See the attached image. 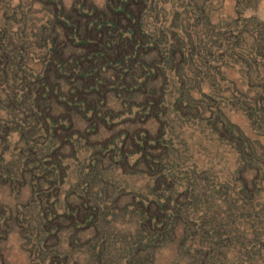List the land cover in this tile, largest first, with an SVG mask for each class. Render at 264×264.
<instances>
[{
	"label": "rangeland",
	"instance_id": "374dc122",
	"mask_svg": "<svg viewBox=\"0 0 264 264\" xmlns=\"http://www.w3.org/2000/svg\"><path fill=\"white\" fill-rule=\"evenodd\" d=\"M121 1L0 0V264H264V0H128L173 38L170 69L141 65L150 37L76 89L73 39ZM121 22L106 53L146 32ZM256 31L258 55L237 41Z\"/></svg>",
	"mask_w": 264,
	"mask_h": 264
},
{
	"label": "trees",
	"instance_id": "16d2710c",
	"mask_svg": "<svg viewBox=\"0 0 264 264\" xmlns=\"http://www.w3.org/2000/svg\"><path fill=\"white\" fill-rule=\"evenodd\" d=\"M119 8L114 12V17L112 20L110 19H106V21H103L101 24L97 23L94 27H91V29H87L86 33L84 36L83 35H78L76 38L73 39L72 43H75V48H81L84 49L86 52L85 53H81L79 55H76V50H72L71 51V59L74 58L75 63L71 64L72 66V72L69 78H73L76 86V89H78L80 86H83V89H86V85H90L92 82V79L97 80V78L99 77L98 74L101 73V69L103 68H98V72L97 73H92V69H94L95 67H97V65H95V61H97V57H103L104 59H108L109 56L112 57L111 55L115 56V61H119L122 63H125L126 61H130L131 57L133 55H135L136 53L139 52V50H141L143 48V45H145V43H150L149 38L152 37L151 39H155L153 42V47H149L147 52H144L142 55H152V53L154 51H156V55L157 57H155V61L151 62V64H149V62L146 64L145 62H142L141 65H143L144 67H147L150 70V74L151 76H153V73L151 72V70L153 69V67L155 68V65H157L159 63V65H161V67L163 68L164 72L166 73L167 69H170L171 67V62L173 59L176 58V53L178 51H176L174 44H170L173 43V38H170V40L168 41V39L166 38V36L164 34L157 36L153 31L148 30L147 28L144 27L143 25V21L138 19L139 16L135 17L133 16V10L128 6L129 5V1L128 0H122L119 4ZM139 7H142L141 5H139ZM143 11V9L141 8L138 13H141ZM140 15V14H139ZM122 16L127 18L130 17V21H134L136 22L138 25H142L143 26V32L139 31L138 29H135V27H132L131 30L128 32V35H126L125 37L122 36V34H119L118 36V40H117V46L114 48V53H106L107 49L110 46L111 40H114L112 38V36L110 34H108V24H113V22H116L120 27H123V24L121 22L122 20ZM133 25V24H132ZM101 33V37H98L97 34ZM144 34V35H142ZM145 37L144 40L141 42H138V40L140 39L139 37ZM157 37V38H155ZM180 38L184 40V37L180 36ZM260 37L257 35V31L255 32V34H251V33H243L241 35H239L238 40L237 41H241L242 44L247 45L248 47L251 48V50L253 51V53L256 54V50L255 46H257L258 42H260ZM96 43V44H95ZM183 43V44H182ZM162 44H166L165 48H162ZM185 44V42L181 41V47H184L183 45ZM168 45V46H167ZM67 47V45H65ZM94 46L93 50H87V48ZM155 46V47H154ZM66 47L64 48H60L58 49V51L55 50V47H52L51 49H53V51H55V53L58 55V58H56V65L59 66H63L64 65V69L68 70V61L66 59H63L64 53L66 54ZM137 48V49H136ZM116 51L119 52V54H116ZM252 51L249 52V54H252ZM179 52H181L182 54V50L180 49ZM105 54H109V55H105ZM258 55V52L257 54ZM161 57V61L162 63H160L161 61H157L158 58ZM153 60V57H151ZM63 59V60H62ZM117 59V60H116ZM144 60H146L147 58L144 57ZM256 58L253 57V59L251 60H244V62H242L241 64V68H240V72H242V74L244 76L248 75V79H253L256 76H254V72L250 71L249 69H252V66L254 63H256ZM174 62V60H173ZM183 63H181L182 65ZM84 65H88L87 68L89 67L91 69V71L88 70H83V66ZM78 68V73L75 72L76 67ZM184 66V65H182ZM86 68V69H87ZM182 69V67H179L178 71ZM58 70V69H57ZM66 70V72L68 73V71ZM97 70V69H96ZM94 71V70H93ZM92 74V76H90ZM128 74H130L131 78L135 75H133V72H127L125 74V76L127 77ZM133 75V76H132ZM89 80V81H88ZM127 79H123L122 81H125ZM109 79L108 76H104L103 79V83L105 84L104 86L106 87V85L109 84ZM184 81V79L182 80ZM116 89V88H115ZM113 89V90H115ZM53 91V88H52ZM197 93H201L202 96H207L206 91L204 90H200V92ZM186 96L189 97L190 100L195 101V97H194V92H182L179 94L178 98L176 99L177 102H179L180 104H183L185 102H189L190 100H186ZM41 97V96H40ZM185 101V102H184ZM159 104H161V101L159 102ZM157 104V105H159ZM197 107H199L196 104ZM193 107V106H191ZM196 107V108H197ZM196 108H191L192 110H196L198 112V109ZM220 109V108H219ZM255 113L260 117L262 114V109L260 111V109H255ZM221 131V130H220ZM238 145H241V147H239V151L240 152H246L247 150L244 148L247 147H251L252 151L249 152H253L254 150V146L250 145V142H248L249 146L245 147V142L242 141L241 136L238 138ZM248 140V139H247ZM255 151V150H254ZM173 199H168V201H171ZM160 203H158V207L159 208ZM157 210V209H156ZM158 220L162 221V218L159 217L158 215Z\"/></svg>",
	"mask_w": 264,
	"mask_h": 264
}]
</instances>
